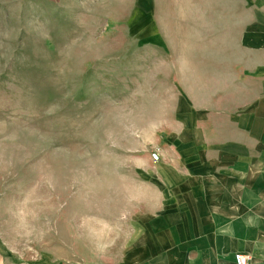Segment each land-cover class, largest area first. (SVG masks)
<instances>
[{"label":"rangeland","instance_id":"rangeland-1","mask_svg":"<svg viewBox=\"0 0 264 264\" xmlns=\"http://www.w3.org/2000/svg\"><path fill=\"white\" fill-rule=\"evenodd\" d=\"M262 25L264 0H0V264L141 261L161 164L197 152H247L228 210L264 244Z\"/></svg>","mask_w":264,"mask_h":264},{"label":"crops","instance_id":"crops-1","mask_svg":"<svg viewBox=\"0 0 264 264\" xmlns=\"http://www.w3.org/2000/svg\"><path fill=\"white\" fill-rule=\"evenodd\" d=\"M263 27L257 29L260 49H264ZM190 156L187 160L193 164L182 163L183 168L161 164L163 188L171 193L157 210L145 211L135 219L144 240L136 247L142 258L135 264H235L237 253L249 256L251 264H264V244L258 238L253 247L248 244L253 238L247 235V217L228 210L247 203V152Z\"/></svg>","mask_w":264,"mask_h":264},{"label":"built area","instance_id":"built-area-1","mask_svg":"<svg viewBox=\"0 0 264 264\" xmlns=\"http://www.w3.org/2000/svg\"><path fill=\"white\" fill-rule=\"evenodd\" d=\"M152 160L158 161V156L152 155ZM234 262L235 264H251L249 256L243 255L241 253H237L234 255Z\"/></svg>","mask_w":264,"mask_h":264}]
</instances>
